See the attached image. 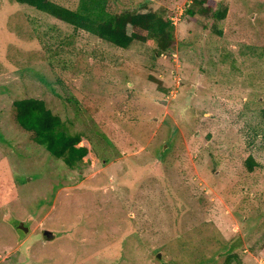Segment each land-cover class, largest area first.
<instances>
[{
	"label": "rangeland",
	"instance_id": "rangeland-1",
	"mask_svg": "<svg viewBox=\"0 0 264 264\" xmlns=\"http://www.w3.org/2000/svg\"><path fill=\"white\" fill-rule=\"evenodd\" d=\"M112 1L165 10L173 50H121L0 0V264H264V0H208L220 36L192 0ZM18 95L82 136L80 165L17 131Z\"/></svg>",
	"mask_w": 264,
	"mask_h": 264
},
{
	"label": "trees",
	"instance_id": "trees-1",
	"mask_svg": "<svg viewBox=\"0 0 264 264\" xmlns=\"http://www.w3.org/2000/svg\"><path fill=\"white\" fill-rule=\"evenodd\" d=\"M13 1L121 50L128 49L133 42H140L153 45L155 55H165L173 50L175 44L173 18L167 16L166 11L161 8L140 13L136 10L116 11L112 0H78L75 9L66 8L52 0ZM145 3L147 2L137 7L146 8ZM205 4L208 6L204 7ZM191 5L198 6V9H186V14L191 17L197 14L201 18L210 16L213 20L211 32L220 36L221 30L217 29L214 23L224 20L226 9L212 6L208 0H192ZM45 49L52 50L51 47ZM54 57L57 60V54ZM50 66L52 67V64ZM148 79L156 84L158 93H168L169 90L162 86L159 78L149 75ZM10 113L18 132L26 135L29 142L41 147L52 158L62 161L69 169H75L88 154V149L79 145L82 136L67 132L64 122L52 113L45 101L18 95L11 104ZM262 113L264 117V110ZM244 165L249 173L257 167L251 157L246 159Z\"/></svg>",
	"mask_w": 264,
	"mask_h": 264
},
{
	"label": "water",
	"instance_id": "water-1",
	"mask_svg": "<svg viewBox=\"0 0 264 264\" xmlns=\"http://www.w3.org/2000/svg\"><path fill=\"white\" fill-rule=\"evenodd\" d=\"M22 230H23L25 233H26V231H27V229H25V228H23ZM47 239H49V237H47Z\"/></svg>",
	"mask_w": 264,
	"mask_h": 264
},
{
	"label": "built area",
	"instance_id": "built-area-1",
	"mask_svg": "<svg viewBox=\"0 0 264 264\" xmlns=\"http://www.w3.org/2000/svg\"><path fill=\"white\" fill-rule=\"evenodd\" d=\"M173 20V19H172Z\"/></svg>",
	"mask_w": 264,
	"mask_h": 264
}]
</instances>
